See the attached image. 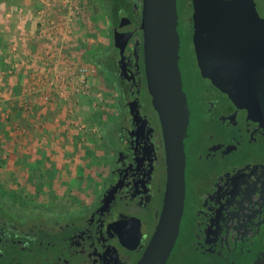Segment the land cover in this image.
I'll list each match as a JSON object with an SVG mask.
<instances>
[{
  "label": "flooded vegetation",
  "instance_id": "obj_1",
  "mask_svg": "<svg viewBox=\"0 0 264 264\" xmlns=\"http://www.w3.org/2000/svg\"><path fill=\"white\" fill-rule=\"evenodd\" d=\"M186 8L189 37L183 47L180 40L178 61L189 109L185 200L166 264H264V101L257 95L264 96V85L254 80L257 67H250L252 84L245 89L253 97L243 90L242 98H231L221 83H213L210 71L197 61L192 0ZM137 10L120 17L113 28L123 21V62L113 42L122 105L100 187L82 202H31L30 207L23 205L24 198L6 202L16 216L0 215V264H137L142 257L159 219L166 165L157 114L142 109V95L148 93ZM248 15L233 13L235 25L245 27L231 29L230 35L251 54L255 48L248 50L250 43L243 42L249 36H241L251 24ZM256 34L264 41V32Z\"/></svg>",
  "mask_w": 264,
  "mask_h": 264
},
{
  "label": "rangeland",
  "instance_id": "obj_2",
  "mask_svg": "<svg viewBox=\"0 0 264 264\" xmlns=\"http://www.w3.org/2000/svg\"><path fill=\"white\" fill-rule=\"evenodd\" d=\"M134 2L139 26L141 0ZM186 3L179 0L181 47L189 37ZM260 5L264 26V0ZM130 12L111 21L101 0H0V215L15 218L4 205L22 198L30 207L96 194L111 156L99 124L116 119V101L122 105L112 31ZM256 32L251 24L241 36L252 42ZM180 66L185 73L186 63ZM142 109L153 114L145 93Z\"/></svg>",
  "mask_w": 264,
  "mask_h": 264
},
{
  "label": "water",
  "instance_id": "obj_3",
  "mask_svg": "<svg viewBox=\"0 0 264 264\" xmlns=\"http://www.w3.org/2000/svg\"><path fill=\"white\" fill-rule=\"evenodd\" d=\"M239 3V0H192L193 44L197 61L199 65H205L213 83H221L231 98H242L243 90L245 96L253 97L250 92L245 93L246 87L252 84L250 67L259 70L256 74L252 72L256 84L264 85V41L256 33L250 34L255 36L252 42H243L250 43L248 50L255 49L253 53L246 54L241 45L232 42L234 39L230 35L231 29L235 31V28L245 27L235 25L233 13L245 15V12H249V23L256 25L260 34L264 32L261 31L264 26L256 16L259 2L244 0L240 4V11H236ZM122 23L113 31V42L119 51L120 62H123L126 44L122 39L124 34L119 36ZM177 27V0H141L138 29L142 39V66L146 90L161 128L166 182L157 225L137 264H166L178 238L183 215L184 139L189 109L178 64L180 37ZM203 72L202 69L204 76ZM257 95L264 101V96Z\"/></svg>",
  "mask_w": 264,
  "mask_h": 264
},
{
  "label": "trees",
  "instance_id": "obj_4",
  "mask_svg": "<svg viewBox=\"0 0 264 264\" xmlns=\"http://www.w3.org/2000/svg\"><path fill=\"white\" fill-rule=\"evenodd\" d=\"M102 4L104 5V12L109 20H113L114 17L118 16V13L124 11L134 10V8L138 5L133 0H101ZM129 4L127 8L125 4ZM187 4V3H186ZM185 4V6H186ZM131 5V6H130ZM177 12L179 13V0H177ZM122 14V13H121ZM179 32V31H178ZM184 43L182 44L183 47ZM92 57L93 62L96 65H103L102 62H99L98 56L94 53L89 52ZM103 67V66H102ZM115 89L118 91V86L116 85L115 81ZM118 101H116L115 107L117 111H120ZM100 134L102 140L105 142L108 150L111 151L115 146L116 143V132H117V119L113 118L112 116L107 117L106 120H103L100 124Z\"/></svg>",
  "mask_w": 264,
  "mask_h": 264
},
{
  "label": "crops",
  "instance_id": "obj_5",
  "mask_svg": "<svg viewBox=\"0 0 264 264\" xmlns=\"http://www.w3.org/2000/svg\"><path fill=\"white\" fill-rule=\"evenodd\" d=\"M133 1H135V0H133ZM21 2H22V1H21ZM135 3H136V2H135ZM20 44L23 45V41H21ZM101 55H102V53H100V56H101ZM10 129H11V127H6L4 130L6 131V130H10Z\"/></svg>",
  "mask_w": 264,
  "mask_h": 264
}]
</instances>
